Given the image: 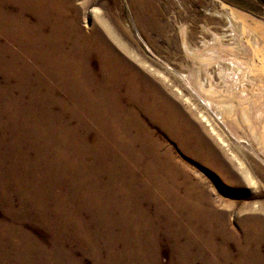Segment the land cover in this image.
Instances as JSON below:
<instances>
[{
    "label": "bare ground",
    "instance_id": "1",
    "mask_svg": "<svg viewBox=\"0 0 264 264\" xmlns=\"http://www.w3.org/2000/svg\"><path fill=\"white\" fill-rule=\"evenodd\" d=\"M62 1L0 0V72L19 90L14 97L6 88L5 112L11 115L18 143L38 148L42 157L50 155L53 172L67 175L69 190L95 206L103 222L112 200L122 198L123 218L142 226L141 201L148 197L145 201L157 205V217L167 216L179 264H264L259 249L264 245V219H243V238L238 239L228 228L225 213L199 193V182L185 165L170 150L159 152L161 142L141 119L148 116L183 151L199 150L203 161L234 175V168L221 162L223 150L195 123L198 112L190 108L187 113L177 99L193 103L194 96L205 108L202 120L211 122L216 139L231 141L252 160L250 174L244 170L248 181L256 174L264 176V18L224 0H214L217 6L192 17L175 15L181 53L177 66L163 61L139 36L152 60L166 67L167 73L159 74L162 80L171 81L173 75L188 88L191 97L184 98L182 89L177 87L180 95L175 94L156 78L160 70L152 69L147 57L132 54L127 45H122L121 54L101 28L86 33L74 19L66 18L67 2ZM26 12L37 18L35 27ZM157 30L164 33L162 25ZM92 132L95 137L89 142ZM88 157L104 161L105 170ZM236 158L242 165L240 156ZM79 185L82 191L76 193ZM67 217L72 218L69 213ZM109 228L108 224L104 229L105 240L115 241L108 249L110 258L124 254L136 264H159L156 243L145 257L138 250L114 253L112 247L124 238L115 237ZM135 237L142 246L139 235ZM230 240L235 241V255Z\"/></svg>",
    "mask_w": 264,
    "mask_h": 264
},
{
    "label": "rangeland",
    "instance_id": "2",
    "mask_svg": "<svg viewBox=\"0 0 264 264\" xmlns=\"http://www.w3.org/2000/svg\"><path fill=\"white\" fill-rule=\"evenodd\" d=\"M224 1L264 18V0ZM62 2H67L65 17L74 19L84 32L90 33L97 27L101 28L117 52L124 54L122 45H127L132 54L147 57L148 62L152 63V69L160 70L158 75L163 72L166 74L167 69L159 61L152 60L139 36L145 38L163 61L177 66L175 62L180 58L178 55L181 53L177 46L178 28L175 25V15H179L180 19L192 17L195 13L204 12V8L218 5V1L214 0H63ZM56 12L52 13L53 17ZM26 18L32 27L36 26L37 18L32 13L26 12ZM160 25L163 26V34L157 30ZM166 33L169 34V38L165 36ZM92 63L97 66L98 61L95 57L92 58ZM4 73V71L0 72V113L2 112L0 114V122H2L0 125V264H136L134 258L124 254L113 258L108 256V249L115 242L105 240L104 229L108 224L112 235L125 239L112 247L114 253L127 249L134 252L138 250L140 256L145 257L151 254V248L156 243L159 264H179L178 252L174 246L167 216L163 214L157 217V205L145 201L150 200L148 197L141 201L145 226L143 224L135 226L132 224L136 222L133 218L132 221L125 219V216L123 218L122 198L112 200L114 205L108 208V218L103 222L95 213V206L89 205L84 197H76L69 190L71 180L67 175H57L53 172L49 166V163H52L50 155L42 157L38 148L26 142L18 143L20 139L11 126V115L8 116L5 112L9 100V94L5 90L10 88L14 97L18 95L19 90L14 88L13 80L6 79ZM157 74H155L156 78L161 79L169 87V91L180 95L177 90L180 88L185 94L184 98L191 97L190 91L179 78L171 74V81L162 80V75L159 77ZM193 97H191L193 103L182 98L177 99L187 113L190 108L198 112L194 119L195 123L223 150V153L220 152L221 162L229 168L232 166L234 175L221 170L218 164L203 161L201 157L203 153L200 154L199 150L194 149V153L183 151L178 142L148 116L142 115L141 119L151 131L152 137L161 142L159 152L170 150L171 156L185 165L189 176L199 182V193L207 195L216 208L225 213L228 228L236 233L238 239H242L243 219L255 216L264 219V176L256 174L254 181H248L244 170L246 169L247 172L249 170L250 174L252 160L241 154L231 141L222 143L216 139L211 122L202 120L201 114L206 112L205 108ZM53 110L57 114L60 111L58 107H54ZM212 123L217 126L216 121L213 120ZM94 137L95 133L92 132L89 135V142ZM236 155L240 156L242 165ZM86 160L105 170L106 163L101 159L93 162L91 157H88ZM83 174L81 172L80 177ZM107 179V174L104 173L101 182L105 183ZM136 185L138 184L134 185L135 188ZM81 188L80 185L75 186L74 191L80 193ZM132 212L134 213V209ZM67 213L72 218H68ZM77 219H80L81 225L78 224ZM138 229L143 235L138 234ZM127 235H130L128 239ZM138 235L143 242L142 246L135 237ZM180 241L183 244L186 238L182 237ZM218 242L221 244V238H218ZM234 242L230 240L229 244L235 255L237 250ZM259 249L264 254V245Z\"/></svg>",
    "mask_w": 264,
    "mask_h": 264
}]
</instances>
